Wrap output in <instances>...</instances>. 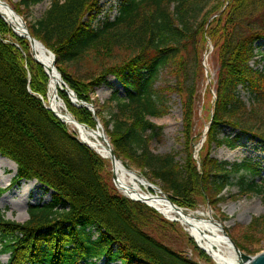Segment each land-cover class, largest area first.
<instances>
[{
  "label": "trees",
  "instance_id": "obj_1",
  "mask_svg": "<svg viewBox=\"0 0 264 264\" xmlns=\"http://www.w3.org/2000/svg\"><path fill=\"white\" fill-rule=\"evenodd\" d=\"M43 1L19 0L11 7L22 16V10ZM208 1L122 0L119 16L94 28L101 12L99 0H49L42 17L27 25L30 36L54 55L57 72L79 102L91 103L92 88L106 85L108 76L115 78L125 97L114 93L109 119L101 121L115 157L123 161L122 156L127 157L151 173L163 185V194H170L169 200L181 209L193 208L194 197L213 204L209 191L222 194L232 177L238 178L241 194L264 197L258 164L211 160L206 164L207 154L200 157L211 144L234 149L243 138L258 140L264 149V114L259 113L264 107V69L252 66L264 41V0H228L225 10L219 1L209 14L205 13ZM201 37L214 46L218 71L212 118L194 160L202 139L190 132L197 83L192 78L196 60L189 53L197 49ZM108 41L128 47L130 56L102 76L85 84L63 68ZM168 70L181 74L184 85V167L177 166L174 156H157L150 149L162 128L149 119L167 114L165 89L157 86ZM48 80L32 58L29 42L0 18V156L17 166L11 186L36 181L52 192L48 203L29 206L25 223L0 214V255L8 256L5 264H197L149 232L157 222L164 229L170 223L109 186L102 177L103 160L45 108ZM240 90L248 95V106ZM58 98L79 124L95 129L89 110L72 105L64 91L58 92ZM223 128L231 129L234 136L222 135ZM4 193L0 189V198ZM190 242L198 257L207 260Z\"/></svg>",
  "mask_w": 264,
  "mask_h": 264
},
{
  "label": "rangeland",
  "instance_id": "obj_2",
  "mask_svg": "<svg viewBox=\"0 0 264 264\" xmlns=\"http://www.w3.org/2000/svg\"><path fill=\"white\" fill-rule=\"evenodd\" d=\"M2 1L7 3L10 7L19 3V0ZM219 1L221 7L224 4L223 10H225L227 8L228 0H209L208 6H206L205 8V13L207 12L209 14L211 11H213ZM119 3V0H99V7L101 12L100 16L93 24L94 28L99 26L102 22H105V20L107 19L111 20L116 14ZM48 7L49 0H44L41 4L31 8L28 11L22 10V16L20 17L23 19L26 28L27 25H33L35 21H38ZM86 16L87 17H85L84 20H88V15ZM215 17V14L211 15L210 20L214 19ZM0 18L2 19V17ZM5 24L10 29H12L6 22ZM6 42H11L12 44L14 43V45L21 51L19 45L15 44L14 41L7 39ZM260 44L261 45L258 48V55L255 59L256 63L252 64V66H258V68L264 69V41ZM23 56L25 57L24 54ZM129 56L130 49L128 47H115L111 44V42L108 41L98 45L96 48L89 51L80 61L65 65L63 68L69 75H71L72 78L87 84L88 81L92 80L93 78L102 76V74L105 73L104 71L109 67L120 64L123 61L127 60ZM189 57L196 60L194 63L195 72L192 74V78L197 83V91L195 92L196 94L192 120L193 127L192 129H190V132L195 137L199 136L202 139L199 143V146L195 147L194 150V160H198V152L205 140L208 121L210 120V118H212V110L215 101L214 90L216 84V75L218 71V59L217 52L214 46L208 39H202V37L197 39V49L192 50L189 53ZM198 64L202 66L203 71L202 69H200V66L198 68ZM203 64L205 67H203ZM179 77H181V74L176 73L172 70H168L167 72L165 71L162 73L161 82L157 87L163 90L165 89V93L163 94L167 99V114L162 118L149 119L151 123L162 128L161 136L156 141L150 144V149L152 150L153 154L157 156H174L177 166L184 167L187 161V130L185 125L186 109L184 105V85L181 83L182 78L180 79ZM106 80V85L102 84L98 87L92 88V93L89 95L91 103H84L86 105H90L93 108L95 116L100 124L101 121L107 122L111 114L110 109L112 106L109 102L110 97L114 93H117L119 98L125 97L124 90L121 88V86L113 76L106 77ZM239 93L241 99L248 106V95L242 90H240ZM60 102L63 104L61 100ZM44 104L46 109L50 108L47 98ZM63 107L66 109L64 104ZM96 113H98V117ZM259 113L264 114V107H261ZM64 125L66 126L68 131L71 134H74L79 140L77 133L66 124ZM106 130L108 133L111 131V128L107 126ZM222 135H230L232 137L234 136V134H232L231 132V129L229 128H223ZM107 139L109 140L108 137ZM206 154V164H208L210 160L216 162H224L230 165L242 163L244 161L256 163L262 170L261 176L264 177V149L262 148L258 140L243 138L234 149L217 147L216 145L211 144L200 157H205ZM0 157L5 159V161H2L4 167L0 168V181L9 179L6 187H2L0 185V189L5 190V193L1 198L8 195L7 201L0 204V214H2L6 220L14 221L20 224L25 223L28 220L27 211L29 206L48 203L51 200L52 192H46L45 188L40 185L42 188L40 190L41 194L39 193L37 198H35L33 192L28 197L24 196L23 198H20L14 196L13 190L21 185L22 182L27 181H22L17 185L10 186L12 180L16 176L17 166L9 159L2 156ZM122 158L125 161H123L122 159L117 160L120 161L127 169H130L141 176H146V178L144 179H146L149 183L156 187V190L150 189V192H152L153 194H156V192L158 194L162 192L163 185L158 180L154 179L151 173L140 167V165H138L135 161L133 162L132 160L123 156ZM102 160L104 164V172L102 173L103 179L121 196L125 197L116 189L114 185V181L112 179L111 162L109 160ZM256 180L258 181L259 178H257ZM237 182L238 178L232 177L228 188L218 196H214V194L212 195V192L209 191L211 200L214 199L213 204L210 205L209 203H207V201H203L201 197H194L193 201H195V205L193 204V208H183L182 210L187 214H202L205 218H208V214H211L213 216V219L219 222L224 227L227 235L235 244V246L237 244L246 251L244 254L250 257H254L255 255L264 252V197L241 194L240 192H238ZM40 191L37 190V192ZM163 195L167 198L168 196H171L170 194ZM160 216L164 221L170 223V226L164 229V227H162V225L157 222L149 229V232L154 237L162 241L171 249L182 253L185 257L196 262L197 264H215L205 252L204 253L208 257L207 260L198 257V252L194 250L190 239L199 250L200 248L197 246L184 226H182L178 221L174 222L166 220L162 215ZM7 260V255H0V264H5ZM99 264L105 263L102 261Z\"/></svg>",
  "mask_w": 264,
  "mask_h": 264
},
{
  "label": "bare ground",
  "instance_id": "obj_3",
  "mask_svg": "<svg viewBox=\"0 0 264 264\" xmlns=\"http://www.w3.org/2000/svg\"><path fill=\"white\" fill-rule=\"evenodd\" d=\"M0 17L12 28L19 36L26 35L22 33L25 23L10 6L3 4L0 0ZM29 33V32H28ZM30 35V34H29ZM43 46V45H42ZM35 58L42 64L48 72L47 100L49 107L55 114L72 130H74L79 140L90 148L94 153L98 154L104 160L110 161V143L106 134L102 129L85 128L79 124L58 98L59 91H65V87L61 84L62 78L59 73L54 70L51 56L38 43L32 47ZM59 74V75H58ZM61 80V81H60ZM66 85V84H65ZM67 86V85H66ZM68 87V86H67ZM2 161L5 159L0 157V168H3ZM112 174L114 176V185L116 189L128 199H141L155 210L161 213L165 218L178 221L185 227L187 232L196 242V244L213 260L215 264H236V255L230 242L223 236L224 227L213 219L211 214L208 218L199 213L187 214L184 211L177 212L172 206L171 201H167L164 197L150 193L149 182L136 172L127 169L120 161L111 162ZM9 179L1 180L0 185L6 187ZM41 186L35 181L22 182L13 194L16 197H28L32 192L35 198L41 194ZM40 191V192H37ZM8 195L0 199V204L7 201Z\"/></svg>",
  "mask_w": 264,
  "mask_h": 264
},
{
  "label": "water",
  "instance_id": "obj_4",
  "mask_svg": "<svg viewBox=\"0 0 264 264\" xmlns=\"http://www.w3.org/2000/svg\"><path fill=\"white\" fill-rule=\"evenodd\" d=\"M3 4H6L3 2ZM6 6H8L6 4ZM14 12V11H13ZM14 32V31H13ZM15 33V32H14ZM22 33L24 35H26L25 39H27L29 41V44H30V47H31V51H32V47L35 43H38L43 49H45L42 44L36 40H34L28 33L27 29H26V26L23 27L22 29ZM16 34V33H15ZM17 35V34H16ZM19 37L21 38H24V36L22 35H19ZM45 51L51 56L52 58V61H53V66H54V56L51 52H49L48 50L45 49ZM32 57L33 59L35 60V62H37L38 64L42 65L34 56L33 52H32ZM55 70V68H54ZM56 71V70H55ZM45 72L47 73L48 75V72L45 70ZM59 75V74H58ZM59 78H61V76L59 75ZM61 81V80H60ZM61 84L65 87V93L67 94L70 102L72 105H76V106H80V107H85L87 108L89 111L92 112L93 116H94V120L96 122V129L101 128L96 116H95V112L93 111V108L90 106V105H86L84 103H81L80 105H77L78 100L76 99L74 93L65 85V83L63 81H61ZM53 114L55 117H57L62 123H64L56 114L54 111H52L50 108H48ZM83 127L87 128L86 126L82 125ZM84 144V143H83ZM111 147V146H110ZM115 160H117V158L115 157L114 155V152L111 148V151H110V162H115ZM118 161V160H117ZM112 179L114 181V176L112 174ZM149 188L153 189V188H156L155 186L149 184ZM164 198L167 200L168 198L164 196ZM132 201H138V202H141L143 204H146L148 205L144 200H141V199H138V200H135V199H130ZM169 202V199L167 200ZM149 207L153 208L152 206L148 205ZM171 206L177 211H182V209L178 208L177 206H175L174 204L171 203ZM172 221H176V220H172ZM222 233H223V236L230 242V244L232 245L233 247V250H234V253L236 255V260H237V263L236 264H264V252L261 253V254H258V255H255L254 257H250L246 254H244L243 252H241L236 246L235 244L232 242V240L229 238V236L227 235L225 229L222 230ZM200 248V247H199Z\"/></svg>",
  "mask_w": 264,
  "mask_h": 264
}]
</instances>
